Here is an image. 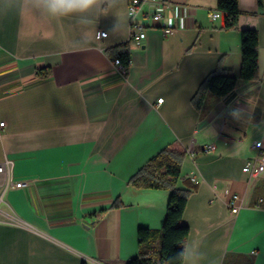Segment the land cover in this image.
<instances>
[{"label": "crops", "instance_id": "obj_1", "mask_svg": "<svg viewBox=\"0 0 264 264\" xmlns=\"http://www.w3.org/2000/svg\"><path fill=\"white\" fill-rule=\"evenodd\" d=\"M163 1L171 32L148 26L142 42L133 41L125 0L121 29L112 32L110 10L87 30L89 47L74 53L70 42L85 34L74 19L0 12V162L12 163L0 174V264L136 257L137 228L161 225L170 190L128 179L163 148L184 152L176 182L190 191L184 246L199 242L201 264H264V171H242L255 141L264 150V0H237L233 29L223 28L222 13L210 17L217 0ZM242 28L257 31L255 79L239 76ZM98 30L105 36L97 39ZM125 42L130 62L121 71L112 60ZM217 64L236 76L235 86L224 95L205 91L198 108L192 97ZM41 67L47 76L37 75ZM208 143L212 149L201 150ZM19 180L26 185L14 186ZM232 193L240 197L236 213L226 204Z\"/></svg>", "mask_w": 264, "mask_h": 264}, {"label": "trees", "instance_id": "obj_2", "mask_svg": "<svg viewBox=\"0 0 264 264\" xmlns=\"http://www.w3.org/2000/svg\"><path fill=\"white\" fill-rule=\"evenodd\" d=\"M216 8L221 11L223 28L237 27L238 8L237 0H217ZM116 48H123L117 53L121 64L127 69L130 56L126 49L127 43H122ZM240 69L239 76L243 79H255L258 76V35L254 28L240 29ZM49 68L41 67L37 70L38 76H47ZM236 76L219 64L208 73L199 85L192 101L200 107L205 91L215 95H224L233 89ZM183 151L163 148L150 156L128 179L129 183L139 188L169 189V197L164 217L158 228L139 226L137 238L139 253L129 259L125 264H181L179 259H174L182 250L189 233V227L181 218L190 191L177 187L176 182L180 176ZM117 204V203H116ZM156 239L159 240L155 246ZM84 264V262H82Z\"/></svg>", "mask_w": 264, "mask_h": 264}, {"label": "clouds", "instance_id": "obj_3", "mask_svg": "<svg viewBox=\"0 0 264 264\" xmlns=\"http://www.w3.org/2000/svg\"><path fill=\"white\" fill-rule=\"evenodd\" d=\"M124 3L125 0H0V12L18 10L36 14L45 20L57 23L68 18L74 19V22L85 33L70 42V51L74 53L84 51L89 47L91 42L86 35L87 30L96 29L100 18L107 16L110 10L116 16L112 32L119 31L126 18L121 17L117 10ZM136 16L135 9L128 10L127 17L134 19ZM97 34H99L98 31ZM64 54V52L60 53L61 56ZM239 114V110L233 112L237 118H239ZM174 259H179L181 264H201L204 253L201 251L199 242H192L190 245L183 246ZM167 264H171V261Z\"/></svg>", "mask_w": 264, "mask_h": 264}, {"label": "built area", "instance_id": "obj_4", "mask_svg": "<svg viewBox=\"0 0 264 264\" xmlns=\"http://www.w3.org/2000/svg\"><path fill=\"white\" fill-rule=\"evenodd\" d=\"M147 0H127V12L129 9H135L137 11V16L133 19L128 17V24H129V33L130 38L135 41L136 43H141L142 40L145 38L146 35V28L148 26H159L161 27L164 34L169 33L173 30L170 25H167L163 22V8L166 7V3L163 0H149L151 2L152 8L143 11L141 9L142 3L146 2ZM221 14V11L218 9L213 10L210 13L211 18H216ZM96 33V38L100 39L105 36L106 32L104 30H98ZM113 64L117 66L121 71L125 70V67L121 64L119 58L116 56L113 58ZM162 97L157 99V102H161ZM3 122H0L2 125ZM253 146L257 148L256 154L247 159L242 166V171L248 173L249 175L257 176L262 171H264V150H261L262 141L257 140L253 143ZM213 144L208 143L202 146L201 150L208 151L212 149ZM186 151L193 155L196 150L191 146L186 147ZM11 161L9 159H5L4 161L0 162V174H7L8 169L11 166ZM195 180V178H192ZM14 186L20 187L26 185V181L19 180L13 183ZM240 199L237 193H232L229 195L228 199L226 200V204L230 208L232 213H236L238 210L237 201ZM261 199H259L260 201ZM254 252V251H253ZM154 264H159L157 261Z\"/></svg>", "mask_w": 264, "mask_h": 264}]
</instances>
